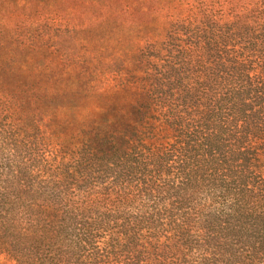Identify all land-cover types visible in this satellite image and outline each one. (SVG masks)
<instances>
[{
	"label": "trees",
	"instance_id": "obj_1",
	"mask_svg": "<svg viewBox=\"0 0 264 264\" xmlns=\"http://www.w3.org/2000/svg\"><path fill=\"white\" fill-rule=\"evenodd\" d=\"M79 1H14L0 264H264V0Z\"/></svg>",
	"mask_w": 264,
	"mask_h": 264
},
{
	"label": "rangeland",
	"instance_id": "obj_2",
	"mask_svg": "<svg viewBox=\"0 0 264 264\" xmlns=\"http://www.w3.org/2000/svg\"><path fill=\"white\" fill-rule=\"evenodd\" d=\"M14 1L9 0L7 2V7L1 12L0 18H2V28L0 29V75L8 72L9 69L15 74L18 73L19 66L17 62L18 51L17 47L20 44L22 37L20 36V27L21 23L28 22V24H37L38 22H44V19L37 21L36 18H39V15H32L27 17L25 14H14L12 11L15 9ZM32 3L31 6L34 8L33 12L42 11L45 15H57L59 16L60 21L57 24H64L70 26H81L84 23L89 24L93 22L94 13L93 9L88 8V6L82 1L79 0H61L60 8L57 4L49 7L47 4H39L37 0H30ZM94 15H93V14ZM44 15V16H45ZM5 32L10 34L8 36ZM66 46L70 47L71 44L66 42ZM4 60V61H1Z\"/></svg>",
	"mask_w": 264,
	"mask_h": 264
}]
</instances>
